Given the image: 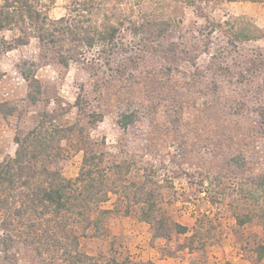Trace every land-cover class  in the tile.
I'll list each match as a JSON object with an SVG mask.
<instances>
[{
	"label": "rangeland",
	"instance_id": "rangeland-1",
	"mask_svg": "<svg viewBox=\"0 0 264 264\" xmlns=\"http://www.w3.org/2000/svg\"><path fill=\"white\" fill-rule=\"evenodd\" d=\"M71 2L56 0L50 17L65 15ZM158 9L177 19L182 33L132 35L125 28L111 64L96 48L67 68L55 60L41 63L34 37L1 52L0 101L15 105L16 111L0 114V162L15 154L16 133L48 113L58 124L83 127L103 142L111 160L130 164V180L142 182L147 175L156 181L169 217L170 236L156 239L151 224L141 220L139 205L110 193L100 206L108 210L101 215V227L95 228L97 210L91 221L78 224L83 251L128 257L135 264H264L257 252L264 244L262 222L257 218L239 224L235 212L243 209L235 208L233 195L234 181L264 172V2L196 0L190 5L165 0ZM227 19L254 22L259 37L235 41L224 31H210L215 21ZM13 34L3 32L7 39ZM25 60L39 64L36 75L44 92L37 103L30 101L20 70ZM121 61L125 68L117 71ZM78 93L84 95L85 112L75 105ZM129 112L134 121L122 128L118 120ZM99 113L100 120L92 123L89 118ZM79 144L74 132L65 142L62 172L67 178L79 173ZM235 157H241L244 167H236ZM216 177L232 195L214 194L220 186L210 181ZM177 222L189 227L187 234L175 231ZM195 227L204 234L199 237L205 240L204 251L189 248ZM11 251L18 264H40L33 249L21 242Z\"/></svg>",
	"mask_w": 264,
	"mask_h": 264
},
{
	"label": "trees",
	"instance_id": "trees-1",
	"mask_svg": "<svg viewBox=\"0 0 264 264\" xmlns=\"http://www.w3.org/2000/svg\"><path fill=\"white\" fill-rule=\"evenodd\" d=\"M164 1L72 0L65 15L52 18L50 9L56 0H0V53L26 45L34 37L40 43L41 63L55 60L67 68L72 61L85 60L86 51L96 48L100 58L111 64L119 53L118 36L125 28L132 35L182 33L177 19L160 14L158 4ZM182 1L190 5L196 3V0ZM150 7L153 9L148 11ZM212 30L224 31L233 36V40L244 41L257 39L260 28L251 21L240 20L235 24L227 19L215 21ZM4 31L14 32L12 38L7 39ZM38 65L36 61L25 60L20 66L32 103H37L44 92L36 75ZM118 65L117 71L125 68L122 61ZM83 96L78 93L75 101L81 112H85ZM15 111V105L0 101V114L8 116ZM101 116L99 113L89 120L96 123ZM134 116L133 112L122 113L119 125L126 128L134 121ZM54 121L45 113L29 129L18 131L15 154L0 162V264H18L11 251L17 242L31 247L40 264H135L128 257H98L83 251L78 224L91 221V212L97 210L95 228L101 227V215L108 210L100 206L114 193L128 204L139 205V216L151 224L154 238L169 237L171 225L157 192L158 183L147 175L142 182L130 180L131 165L111 160L109 151L103 149V142L92 139L83 127L75 129L78 125ZM73 132L77 134L83 157L79 173L72 179L63 175L62 161L66 158L65 142L71 139ZM234 160L237 168L244 167L241 157ZM219 179L210 181L220 186L214 194L232 195V189L229 192L221 187L224 182ZM233 185L235 208L243 209L235 212L238 223L244 225L259 218L264 233V172L234 181ZM215 198L211 201L215 202ZM174 229L180 234L190 230L178 222ZM202 235L200 228L193 229L189 236L192 251H204L205 240L199 238ZM197 239H202L200 245L195 244ZM257 252L260 258L264 257V244L258 246Z\"/></svg>",
	"mask_w": 264,
	"mask_h": 264
}]
</instances>
